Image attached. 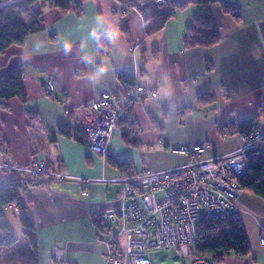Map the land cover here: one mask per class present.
<instances>
[{
  "label": "crops",
  "instance_id": "1",
  "mask_svg": "<svg viewBox=\"0 0 264 264\" xmlns=\"http://www.w3.org/2000/svg\"><path fill=\"white\" fill-rule=\"evenodd\" d=\"M78 1L80 16L37 3L43 30L0 55V79L21 67L26 94L25 103L12 98L2 106L0 100V144L5 145L0 164L45 160L50 170L89 180L32 178L30 183L45 184L22 188L21 200L34 222L39 264H105L110 232L96 215L116 205L120 185L107 180L123 175L118 164L130 163L132 172L183 167L191 159L173 151L180 146H203V159L233 154L244 139L223 132L222 126L255 113L262 114L259 124L264 133V0H227L240 10L239 21L223 14L218 4H211L209 12L220 41L212 47L193 48H185L182 39L202 6L188 4L176 9L162 30L146 37L143 14H159L166 6L141 0L139 10L123 12L117 0ZM98 20L103 29L115 26L118 38L110 42L106 31L98 40L91 38L89 33ZM66 43L71 45L67 54ZM119 72L132 74L147 94L132 107V127L116 124L107 145L108 158L72 137L48 141V133L58 127L79 129L84 111L102 93L114 94L113 103L122 106ZM46 79L54 85L49 96L43 92ZM26 110L35 113L43 127V149L35 156L29 150ZM262 146L264 155V143ZM17 175L1 172L2 184L17 182ZM235 212L244 229L248 254L230 255L217 264H264V249L258 243L264 235V199L242 191ZM97 223L104 228L99 229ZM21 236L20 247L22 228ZM0 251V264H18L16 256L8 257L9 249Z\"/></svg>",
  "mask_w": 264,
  "mask_h": 264
},
{
  "label": "built area",
  "instance_id": "2",
  "mask_svg": "<svg viewBox=\"0 0 264 264\" xmlns=\"http://www.w3.org/2000/svg\"><path fill=\"white\" fill-rule=\"evenodd\" d=\"M154 1L159 5L167 4V0ZM53 90V81L46 79L44 95H51ZM146 94V89L136 84L132 89L124 90L122 106L113 103L115 95L110 92L94 99L79 124L89 150L106 159L110 155L108 141L117 122L132 103ZM149 94L156 96L154 91ZM263 137L262 131H255L244 139L237 152L216 159L201 158L203 146H180L173 151L191 159V163L183 167L159 172L142 170L107 180L118 183L120 190L116 194V205L96 215L112 234L107 239L105 264H152L151 251L168 248L181 258L191 257L189 264H211L192 253L197 244V224L203 219H235V201L243 191L238 181L248 167L246 152L261 147ZM1 172L19 174L17 182L22 185L30 183L32 178L89 181L50 170L45 160L37 159L27 165L3 162ZM2 182L0 177V184ZM82 194L87 196L85 190ZM7 208L13 209L16 215L20 213L15 204ZM258 243L264 249V235Z\"/></svg>",
  "mask_w": 264,
  "mask_h": 264
},
{
  "label": "trees",
  "instance_id": "3",
  "mask_svg": "<svg viewBox=\"0 0 264 264\" xmlns=\"http://www.w3.org/2000/svg\"><path fill=\"white\" fill-rule=\"evenodd\" d=\"M117 1L123 6V12H127L130 8L139 10V3L141 2V0ZM37 3H42L43 6L55 8L64 13L73 11L78 16L82 12L78 0H0V55L9 46L21 45L26 37L43 30L42 11L35 8ZM188 4L202 6V12L195 15L192 23L186 27L182 39L185 48L212 47L220 41L218 29L209 12L211 4H218L222 13L231 16L234 20L239 21L241 19L240 10L227 0H167V4L163 5L166 7L159 14H143L144 36H151L162 30L166 22L172 18L175 10L184 8ZM117 78L124 90L132 89L136 85L135 78L130 73L119 72ZM202 96L199 98L201 99ZM12 98H17L21 103L26 102L21 67L13 68L7 76L0 79L2 106H5L3 102ZM204 98L209 99V101L213 100L210 96ZM134 104H131V107L117 124H125L126 128L133 126L131 111ZM26 115L30 132L29 150L31 155L35 156L43 149V141L40 135L43 127L35 113L26 110ZM261 116V113H255L239 123L228 122L222 126L221 130L228 134H239L243 139H246L251 133L260 130L259 120ZM57 137H72L76 142L87 146L81 129H72L69 125L58 127L56 131L48 133V141L51 143L55 142ZM128 137V135H124L125 141L129 143ZM263 143L264 137L262 145ZM133 144L136 145V141ZM262 145L246 152L248 167L238 184L243 191H249L264 199V155L261 150ZM4 152L5 145L2 141L0 153ZM117 168L125 175L135 173L131 171L128 162L118 164ZM43 184L45 183L22 185L19 182H8L0 184V249H9L10 254L8 257L13 258V256H16L18 264H39L37 243L34 236V222L28 216L26 206L21 200V190L23 187L41 186ZM10 204L17 205L20 211L18 217L24 235L22 247L19 246V239L13 236L10 227L4 222L3 210ZM96 225L101 230L104 228L99 223ZM195 238L197 244L192 248V253L196 257L206 258L211 264H217L230 255L244 257L248 254V242L244 229L237 219H203L197 224ZM16 248H20L18 252L14 251Z\"/></svg>",
  "mask_w": 264,
  "mask_h": 264
},
{
  "label": "rangeland",
  "instance_id": "4",
  "mask_svg": "<svg viewBox=\"0 0 264 264\" xmlns=\"http://www.w3.org/2000/svg\"><path fill=\"white\" fill-rule=\"evenodd\" d=\"M262 120H264V117H262ZM3 213H4V222L10 227L13 236L16 239H19V243H21L20 240H22V236H21V228H20L21 226L19 223V217L15 215L11 209L8 208L4 209ZM111 236L112 234L110 233L109 237ZM151 253L153 255L152 264H189L191 261V257L181 258V256L175 253V251L171 248L163 249V250H153L151 251Z\"/></svg>",
  "mask_w": 264,
  "mask_h": 264
},
{
  "label": "clouds",
  "instance_id": "5",
  "mask_svg": "<svg viewBox=\"0 0 264 264\" xmlns=\"http://www.w3.org/2000/svg\"><path fill=\"white\" fill-rule=\"evenodd\" d=\"M104 31L107 32V35L109 37L110 42H112L113 40H115L119 36V30L115 26H112L109 29H103V24L100 20L97 21V27L93 28L90 31L89 36L93 39L98 40L100 35L104 34ZM70 51H71V45L66 43L64 45L65 54L69 53ZM93 75H95V74H93Z\"/></svg>",
  "mask_w": 264,
  "mask_h": 264
}]
</instances>
